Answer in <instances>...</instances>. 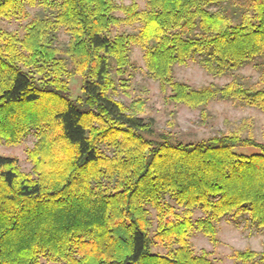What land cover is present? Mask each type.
<instances>
[{"label":"trees","instance_id":"1","mask_svg":"<svg viewBox=\"0 0 264 264\" xmlns=\"http://www.w3.org/2000/svg\"><path fill=\"white\" fill-rule=\"evenodd\" d=\"M26 4L53 14L32 18L23 35L0 27V139L36 136L32 172L0 154V264H217L195 250L196 232L217 247L227 215L264 229V146L243 138V126L191 142L158 133L144 98L113 96L111 71L115 63L123 76L137 45L170 102L264 111V0H0V17L28 20ZM135 23L137 33L112 35ZM62 28L70 41L57 48ZM191 59L234 77L200 88L177 80L175 66ZM248 65L256 82L235 75ZM73 75L83 78L75 99ZM249 146L261 152L237 151ZM232 258L264 264V247Z\"/></svg>","mask_w":264,"mask_h":264},{"label":"rangeland","instance_id":"2","mask_svg":"<svg viewBox=\"0 0 264 264\" xmlns=\"http://www.w3.org/2000/svg\"><path fill=\"white\" fill-rule=\"evenodd\" d=\"M119 5H128L131 0H116ZM141 8L145 7L146 0H138ZM25 9L30 15L28 20L6 19L0 17V27L7 31H16L23 35L25 26L34 17L52 16V9L43 5L26 4ZM117 16L124 17L123 13L117 12ZM139 23L133 25L122 24L112 29V35L125 33L135 34L139 31ZM70 41V34L64 28L56 32L54 45L57 48H65ZM131 66L127 68L123 76H119L113 63L112 74L116 80V90L113 96L125 103L139 98L147 102V112L155 123V130L158 133H170L174 138L183 142L200 141L215 135L232 132L237 126H243V138H251L254 142L264 146V111L224 99H215L208 106L203 108H191L184 104L172 103L162 91L160 83L155 80L146 68L144 51L140 46H133L130 51ZM72 67L71 64H69ZM174 75L177 80L186 82L195 88L210 84L225 85L234 76L215 77L208 74L200 65L198 60L191 59L186 65H177L174 68ZM235 75L244 77L245 80L256 82L260 74L253 65H248L238 71ZM83 78L80 75H73L69 79V88L72 98L75 99L82 94ZM203 111L205 113L203 114ZM36 136L29 134L19 144H9L0 139V154L14 156L19 160L20 168L25 172H32V162L28 157V149L34 147ZM238 152L246 154L261 152L258 146L238 148ZM174 203L173 200L168 198ZM152 218L156 213L151 209ZM200 210H196L195 217L202 216ZM220 245L214 247L209 237L202 232H196L192 237L195 250L199 253L208 251L217 264H244L232 258V250H244L250 248L261 252L264 247V229L258 228L250 222L246 216L233 217L227 215L219 222ZM154 251L165 253L163 248L153 247ZM42 264H57L42 260ZM248 264H262L257 259Z\"/></svg>","mask_w":264,"mask_h":264}]
</instances>
